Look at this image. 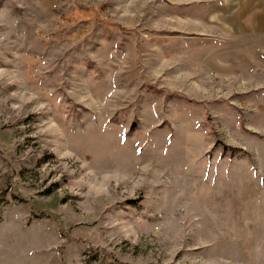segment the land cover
Here are the masks:
<instances>
[{
	"label": "rangeland",
	"instance_id": "1",
	"mask_svg": "<svg viewBox=\"0 0 264 264\" xmlns=\"http://www.w3.org/2000/svg\"><path fill=\"white\" fill-rule=\"evenodd\" d=\"M0 264H264V0H0Z\"/></svg>",
	"mask_w": 264,
	"mask_h": 264
},
{
	"label": "trees",
	"instance_id": "2",
	"mask_svg": "<svg viewBox=\"0 0 264 264\" xmlns=\"http://www.w3.org/2000/svg\"><path fill=\"white\" fill-rule=\"evenodd\" d=\"M223 148H224V151L228 149L227 147H223Z\"/></svg>",
	"mask_w": 264,
	"mask_h": 264
}]
</instances>
